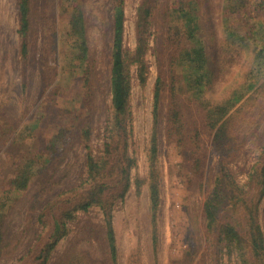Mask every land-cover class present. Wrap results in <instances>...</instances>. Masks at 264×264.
Returning <instances> with one entry per match:
<instances>
[{"label": "rangeland", "instance_id": "rangeland-1", "mask_svg": "<svg viewBox=\"0 0 264 264\" xmlns=\"http://www.w3.org/2000/svg\"><path fill=\"white\" fill-rule=\"evenodd\" d=\"M18 1L0 0V133L5 132L3 138L0 136V215L6 216L0 264H20L21 257L34 244L38 230L36 219L43 205L60 191L78 184L85 176V150L79 138L80 129L91 126L94 149L101 151L112 109L109 71L114 0H78L75 3L85 12L90 54L99 75L98 85L93 88L83 82V75L76 73L74 66L65 64L68 57L77 53V44L70 40L69 14L62 8V0H32L30 53L26 65L21 62ZM259 1H262L259 11L264 14V0ZM138 4L139 0H125V44L132 49L136 46ZM202 7V20L206 23L203 31L205 42L213 46L215 55L214 78L207 94L218 101L236 96L232 102L233 118L228 130L230 141L226 146L229 153L225 161L230 173L243 183L264 145V94L246 100L242 84L253 61L251 47L245 40L228 37L221 23L217 0H205ZM165 29L166 26L158 21L153 28L146 56L149 72L144 85L140 83L136 69L133 71V118L130 127L138 166L132 174L143 179H147L149 174L147 148L153 125L155 83L160 65L166 66L167 61ZM230 52L237 55L239 62L229 74L219 77L224 59L229 58ZM64 69H72V73H66ZM178 69L176 66L173 71ZM61 80H65L64 88L57 83ZM239 96L244 99L236 100ZM68 102H75L78 108L75 124L69 133L70 141L64 148L50 154L47 147L62 120V108ZM182 103L185 124L190 130L193 123L200 122V116L190 97L183 96ZM167 109L168 98L163 96L158 156L160 206L153 222L148 183L140 195L133 186L125 200L116 205L113 223L118 264H170L182 248L197 245L202 251L206 247L202 240V206L216 178L219 156L210 133H203V173L201 178L189 179L190 161H182L166 137ZM35 155L41 160L34 168L35 177L29 188L21 192L9 191L8 180L27 156ZM43 155L49 157L48 160L42 158ZM36 199H39L36 208L31 211ZM259 219L264 230V198ZM154 226L158 234L157 253L153 250ZM70 228V234L59 243L48 264H68L70 257L79 251L84 253L88 264H110L103 215L99 208L79 212Z\"/></svg>", "mask_w": 264, "mask_h": 264}, {"label": "trees", "instance_id": "trees-1", "mask_svg": "<svg viewBox=\"0 0 264 264\" xmlns=\"http://www.w3.org/2000/svg\"><path fill=\"white\" fill-rule=\"evenodd\" d=\"M77 1H61L62 8L69 14L70 40L77 44V53L74 57H68L65 64L74 66L76 73L83 75V82L93 88L98 85L99 75L90 54L85 12L83 7L75 4ZM217 1L220 4L221 23L228 37L245 40L251 47L253 61L245 75L242 89L247 94L246 100L255 99L264 94V14L259 11L262 1ZM203 2L205 0H139L135 18L136 46L132 49L125 44V0H114L109 71L112 109L102 149L99 152L94 149L91 126L81 127L79 138L85 150V176L78 184L60 191L43 205L36 219L38 230L34 244L21 257L20 264H48L59 243L70 234V223L77 219L79 212H87L92 207L99 208L103 215L110 264H118L114 209L125 200L133 186L140 195L143 186L148 183L155 221L161 202L158 156L163 96L168 98L166 137L168 143L174 145L179 158L184 162L190 161L188 178L202 176L203 133H210L214 150L219 156L216 178L202 206L205 250L201 248L200 251L197 245L182 248L170 264H264V230L259 219L260 204L264 198V145L259 149L246 181L239 182L230 173L225 161L229 153L226 146L230 141L228 130L233 118L232 102L236 96L218 101L207 94L214 78L215 55L213 46L206 44L203 34L206 28L202 20ZM17 9L19 55L21 62L26 65L30 53L29 35L33 26L32 0H19ZM157 21L166 26L167 61L166 66L160 65L155 83L153 125L147 148L149 174L147 179H143L132 174L138 166L130 127L133 118V71L136 69L137 77L144 85L149 72L146 56ZM238 62L237 55L230 52L218 76L229 74ZM176 66L180 69L174 72ZM64 72L72 73V69H64ZM57 83L61 88L66 84L65 80ZM183 96L191 98L200 116V122L193 123L190 130L185 124ZM240 98L244 99L239 96L236 100ZM74 103L68 102L62 108V120L57 124L47 147L50 154L58 148H64L70 141L69 133L78 111ZM4 135L5 132L0 133L2 138ZM42 158L48 160L49 157L43 155ZM40 160L37 155L27 156L8 180V190H27L35 177L34 168ZM38 200L32 203L31 211L36 208ZM5 218L2 213L0 246L4 241ZM152 235L153 250L157 253L156 226L153 227ZM68 264H88V261L84 253L79 251L70 257Z\"/></svg>", "mask_w": 264, "mask_h": 264}]
</instances>
